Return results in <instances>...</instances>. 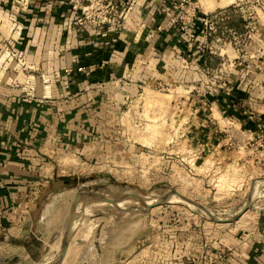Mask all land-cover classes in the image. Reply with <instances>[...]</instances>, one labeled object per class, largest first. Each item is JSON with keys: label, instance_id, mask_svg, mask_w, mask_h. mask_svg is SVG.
Wrapping results in <instances>:
<instances>
[{"label": "rangeland", "instance_id": "obj_1", "mask_svg": "<svg viewBox=\"0 0 264 264\" xmlns=\"http://www.w3.org/2000/svg\"><path fill=\"white\" fill-rule=\"evenodd\" d=\"M55 2L70 7L76 22L83 14L82 8ZM119 2L124 19L103 25V31L114 27L121 32L125 26L132 2ZM159 9L167 22L164 28L179 31L188 49L202 26L212 24L210 31L219 33L218 27L225 28L222 21L231 16L233 30L215 50L235 52L239 58L201 77L187 72L184 78L172 76L169 84L123 88L120 97L113 89L106 95L97 88L75 89L72 121L58 120L59 125L70 123L71 134L63 142L65 152L52 162L57 174L72 180L71 186L43 199L44 219L36 229L44 242L32 235L7 241L8 233L0 232V264H58L72 202L80 196L81 203L88 192L132 194L147 201L168 196L180 202L145 212L130 209L141 207L135 197L124 204L100 201L85 207L82 202L61 264H252L247 259L251 247L264 241V123L248 107H228L226 102L234 95L229 81L239 75L236 70H246L249 56L264 41V0H160ZM210 10L215 11L204 13ZM85 92L89 104L82 103ZM251 195L250 210L232 223L213 221L202 211L232 218ZM190 201L195 204L189 206ZM56 234L59 239L51 244ZM194 245L200 249L196 262L193 254L180 261Z\"/></svg>", "mask_w": 264, "mask_h": 264}, {"label": "crops", "instance_id": "obj_2", "mask_svg": "<svg viewBox=\"0 0 264 264\" xmlns=\"http://www.w3.org/2000/svg\"><path fill=\"white\" fill-rule=\"evenodd\" d=\"M128 1L132 11L121 32L114 27L103 31L91 22L80 26L71 8L55 0H36L25 11L13 0L0 1V232L9 234L4 236L7 241L32 235L44 242L36 229L39 219H44L43 199L71 186L72 180L57 174L52 162L65 152L63 142L71 134L70 123L59 125L58 120L60 116L72 121L75 89L97 88L105 95L113 89L120 97L123 88L169 84L172 76L184 78L187 72L201 77L239 58L235 52L215 50L233 30L231 16L222 21L225 28L218 27L219 33L210 31L212 24L202 26L192 50L179 31L164 28L167 22L160 13V0ZM254 54L249 56L252 60L247 57L248 69L236 70L242 76L229 81L228 90L234 95L228 96L226 106L248 107L264 123V41ZM82 94V103L89 104V94ZM37 186H42L41 192L35 193ZM58 239L53 235L50 243ZM195 247L180 261L190 260L193 254L196 262L200 249ZM247 259L264 264V241L251 247Z\"/></svg>", "mask_w": 264, "mask_h": 264}, {"label": "water", "instance_id": "obj_3", "mask_svg": "<svg viewBox=\"0 0 264 264\" xmlns=\"http://www.w3.org/2000/svg\"><path fill=\"white\" fill-rule=\"evenodd\" d=\"M174 194L176 196L184 198L178 192H174ZM78 197H80V196H77V198H76V200L73 203V206L71 208V212H70V216H69V220H68V224H67V232H66V234L64 236V240H63V257L66 256V253H67L69 246L71 244V239H72L71 233H72L73 225L75 222V216L77 214L78 207H79V204H78L79 198ZM84 197H86V198L83 201H81L84 203V206L85 205L87 206V204H91L92 202H97V201L109 202L112 204L126 203L127 201H129V198L135 197V199L137 198V200H139L141 202V207H134L133 206V207H130V209L137 211V212H145V211L151 210L155 207H158V206L164 205L166 203L172 202L171 197H168V196L163 197V198H159L156 200V202L149 204V201L145 200L141 196L132 195V194L131 195H124L123 194V195H118V196L114 197V196L108 195L107 193H101V192H96V193L88 192L87 195ZM252 200H253V195H251L249 197V199H248L247 203L245 204L244 208L242 209V211L238 215H236L235 217L227 218V219H220V218H217L215 216H211L209 218L213 221L220 222V223H232V222L240 219L247 211L250 210ZM196 205H198V204H196ZM63 259L64 258H61V260H59L60 261L59 263H62Z\"/></svg>", "mask_w": 264, "mask_h": 264}, {"label": "built area", "instance_id": "obj_4", "mask_svg": "<svg viewBox=\"0 0 264 264\" xmlns=\"http://www.w3.org/2000/svg\"><path fill=\"white\" fill-rule=\"evenodd\" d=\"M9 2L10 0H0ZM16 5L22 10H28L31 3L36 0H13ZM60 4H70L74 9H83V14L78 18L77 22L81 25L87 22L94 23L97 27H102L105 24L120 23L123 18V13L118 11V0H59ZM59 2H56L58 4ZM54 4L50 2L49 7ZM8 50V48H6Z\"/></svg>", "mask_w": 264, "mask_h": 264}, {"label": "bare ground", "instance_id": "obj_5", "mask_svg": "<svg viewBox=\"0 0 264 264\" xmlns=\"http://www.w3.org/2000/svg\"><path fill=\"white\" fill-rule=\"evenodd\" d=\"M156 200H157V199L152 198V199L149 201V204H151V203H153V202H156ZM174 200H176L177 202H180V199H179V198H177V199H173V201H174ZM173 201H172V202H173ZM97 202H99V201H97ZM183 202H186V203L188 202V203H189V200L184 199ZM92 203H95V202H92ZM193 203H194V202H193ZM193 203L190 201V205H189V206H191ZM78 204L81 205L82 202H81V203H78ZM123 204H124V203H123ZM194 204H195V203H194ZM118 206H119V205H118ZM126 206H128V205H126ZM132 206H133V204H132ZM134 206H135V204H134ZM85 207H87V206L85 205ZM121 207H122V206H121ZM199 207H200V206H199ZM78 208H79V207H78ZM190 208H191V207H190ZM200 208H201V207H200ZM125 209H126V208H125ZM192 209H193V207H192ZM198 211H199V210H198ZM202 211H203L204 215L207 216V218L212 216V215H210V213H209L210 210L208 211V210H206L205 208H203ZM195 214H196V213H195ZM197 214H198V212H197ZM200 215H202L201 212H200ZM202 216H203V215H202ZM207 220H208V219H207ZM59 256H60V259H59V260H61V258H64V257H65V256L63 257V244H62V246H61V250H60ZM58 264H59V263H58ZM60 264H61V263H60Z\"/></svg>", "mask_w": 264, "mask_h": 264}]
</instances>
